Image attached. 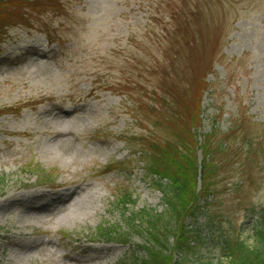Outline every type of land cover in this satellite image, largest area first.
<instances>
[{
	"label": "rangeland",
	"instance_id": "1",
	"mask_svg": "<svg viewBox=\"0 0 264 264\" xmlns=\"http://www.w3.org/2000/svg\"><path fill=\"white\" fill-rule=\"evenodd\" d=\"M27 14L30 23L0 28V264L143 259L139 237L105 243L98 231L125 229L126 192L134 211H163L145 151L171 138L164 100L193 99L200 80L199 143L214 130L215 145L227 140L242 115L239 130L259 148L251 178L240 150L220 154L213 224L206 212L186 222L199 237L186 264H228L225 233L253 247L264 206V0H56ZM55 107L78 113L59 119L47 113Z\"/></svg>",
	"mask_w": 264,
	"mask_h": 264
},
{
	"label": "trees",
	"instance_id": "2",
	"mask_svg": "<svg viewBox=\"0 0 264 264\" xmlns=\"http://www.w3.org/2000/svg\"><path fill=\"white\" fill-rule=\"evenodd\" d=\"M54 1L56 0H0V28L9 31L18 25H26L32 20L31 15L29 17L27 14L30 6L37 10L38 6L50 5ZM187 45H190L189 38L183 37L180 49ZM198 84L193 99L187 100L177 92L172 94L171 102L164 100L170 112L173 111L174 118L167 117V121L173 125L171 138H166L163 142H150L145 151L147 176L154 180L155 189L163 195V211H134L136 202L132 194L126 192L117 198V205L124 210L125 229L112 226L102 227L98 231L99 240L105 243L128 245L135 236L144 242L138 246V249L144 250L143 259L127 257L119 264H186L188 258L196 252L191 241L199 238L197 233L188 229L186 222L189 219L195 220L206 212L210 216L209 223L213 224L209 211L218 194V177L223 167L220 154L223 151L232 153L233 149L240 150L246 164H243L246 167L244 173L251 178L255 172L253 156L257 155L259 143L252 134L242 135L239 129L247 121L242 115L234 122L227 140L215 145L218 131L214 130L204 135L203 143H199L197 130L203 123L202 98L208 84L202 80ZM5 112L6 110L0 111V116ZM155 126L158 127L157 124ZM132 142L133 139L129 141ZM200 151L203 157L201 163ZM36 168L32 172L42 178L44 172ZM46 176L51 178L53 174L50 172ZM258 216L254 224V246H248L239 236L225 233L220 247L221 259H228V264H264V206ZM176 253L181 255L178 261L174 259Z\"/></svg>",
	"mask_w": 264,
	"mask_h": 264
},
{
	"label": "bare ground",
	"instance_id": "3",
	"mask_svg": "<svg viewBox=\"0 0 264 264\" xmlns=\"http://www.w3.org/2000/svg\"><path fill=\"white\" fill-rule=\"evenodd\" d=\"M47 113L51 114V115H55L59 119H67L71 115L77 114L78 111L77 110L76 111H68L64 108L55 107V108H51V110L48 111Z\"/></svg>",
	"mask_w": 264,
	"mask_h": 264
}]
</instances>
